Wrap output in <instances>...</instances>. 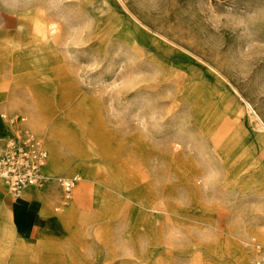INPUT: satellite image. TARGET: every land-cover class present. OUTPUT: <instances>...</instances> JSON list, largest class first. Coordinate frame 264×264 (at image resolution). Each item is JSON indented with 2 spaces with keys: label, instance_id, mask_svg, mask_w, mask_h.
<instances>
[{
  "label": "rangeland",
  "instance_id": "1",
  "mask_svg": "<svg viewBox=\"0 0 264 264\" xmlns=\"http://www.w3.org/2000/svg\"><path fill=\"white\" fill-rule=\"evenodd\" d=\"M12 115L79 180L0 181V264H264V0H0Z\"/></svg>",
  "mask_w": 264,
  "mask_h": 264
},
{
  "label": "built area",
  "instance_id": "2",
  "mask_svg": "<svg viewBox=\"0 0 264 264\" xmlns=\"http://www.w3.org/2000/svg\"><path fill=\"white\" fill-rule=\"evenodd\" d=\"M8 119L11 125H23L26 118L12 115ZM4 141V146L0 148V181L14 193L19 195L29 187L41 186L55 178L66 197L71 196L79 175L47 174L43 166L48 161V150L31 130L21 126L18 132L7 134Z\"/></svg>",
  "mask_w": 264,
  "mask_h": 264
},
{
  "label": "bare ground",
  "instance_id": "3",
  "mask_svg": "<svg viewBox=\"0 0 264 264\" xmlns=\"http://www.w3.org/2000/svg\"><path fill=\"white\" fill-rule=\"evenodd\" d=\"M51 110V109H50ZM56 112V111H55ZM50 113H52V112H50ZM50 119V118H49ZM2 125V124H1ZM4 125V124H3ZM5 127V126H4ZM3 130V129H2ZM4 146V145H3ZM53 148V151H54V157H53V159H51V161L52 162H54V163H60L61 161H60V156H59V154H58V149L55 147V146H53L52 147ZM52 171V170H51ZM87 178L89 179L90 177H89V174H87ZM0 184H2V186H5V185H3V183H0ZM87 191V183H85L84 184V186H83V188H82V190H81V192H80V198L85 194V192ZM138 202H141V201H139V200H137ZM76 212V206L74 207V208H72V209H70L67 213H65L64 215H63V217L64 218H70L71 216H73L74 215V213ZM8 217L10 218V216H9V214H8ZM1 220V219H0ZM9 220V219H8ZM11 220V219H10ZM9 226V225H8ZM10 227V226H9ZM8 228V227H7ZM9 229V228H8Z\"/></svg>",
  "mask_w": 264,
  "mask_h": 264
},
{
  "label": "crops",
  "instance_id": "4",
  "mask_svg": "<svg viewBox=\"0 0 264 264\" xmlns=\"http://www.w3.org/2000/svg\"><path fill=\"white\" fill-rule=\"evenodd\" d=\"M16 131H18V125H15L13 128H11L10 129V131H9V133H15ZM8 132L6 133V134H3V137H4V139H5V136L7 135V134H9ZM4 145V144H3ZM20 202H18V201H16L15 202V208H16V212L14 213L15 215H17V217L15 218L14 217V219H12V217H13V215L11 216V214L10 213H8L9 214V216H10V219L13 221V222H16V221H18V219H19V216H20V214H19V212H17V210H19V208L22 206V205H20L19 204ZM36 202H26L25 201V203L23 204V205H25L28 209L29 208H31V205L32 206H34V207H36ZM38 216V215H37Z\"/></svg>",
  "mask_w": 264,
  "mask_h": 264
}]
</instances>
